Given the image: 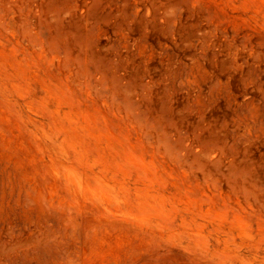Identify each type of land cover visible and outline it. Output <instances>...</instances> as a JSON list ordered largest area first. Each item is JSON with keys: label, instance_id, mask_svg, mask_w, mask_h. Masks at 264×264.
<instances>
[{"label": "rangeland", "instance_id": "obj_1", "mask_svg": "<svg viewBox=\"0 0 264 264\" xmlns=\"http://www.w3.org/2000/svg\"><path fill=\"white\" fill-rule=\"evenodd\" d=\"M0 264H264V0H0Z\"/></svg>", "mask_w": 264, "mask_h": 264}]
</instances>
